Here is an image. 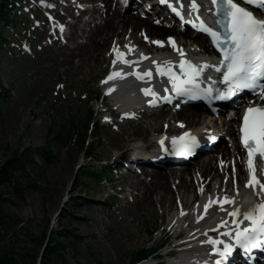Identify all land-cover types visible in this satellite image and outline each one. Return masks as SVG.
<instances>
[{
  "label": "rangeland",
  "instance_id": "rangeland-1",
  "mask_svg": "<svg viewBox=\"0 0 264 264\" xmlns=\"http://www.w3.org/2000/svg\"><path fill=\"white\" fill-rule=\"evenodd\" d=\"M115 7L116 2L113 9ZM15 8L18 9L17 4ZM20 14L17 12L15 22L7 30L0 24V34L3 32L7 41V44L0 42V169L13 150L28 148L36 151L47 147L49 152L47 161L43 162L38 154L34 158L35 163H27L16 174L23 184L19 191L0 181V255L9 253L15 261H20L19 254H27L35 257L37 264H130L139 250L156 243L159 234L153 239L150 237V241L143 246L148 234L151 236L153 231L159 232L173 211L148 209L143 212L140 207L133 208L130 213L139 215V233L121 223V219L128 214L126 208L133 197L127 191L125 193L128 190L125 181L130 173L136 171L132 169L121 177L123 165L129 163L131 154L123 155L127 160L123 165L119 164L120 171L113 173L109 167L117 161L112 153L119 157L122 148H128L134 142L124 136L132 123L121 127L119 132L115 127L106 130L102 127L106 120L97 116L101 108L109 106L105 103H111L105 98L101 106L104 94L99 86V81L109 70L111 46L105 50L107 61L103 70L82 77L68 66L67 69L55 66L52 55L58 47L52 43L42 50L43 44L53 39L48 36V28H36L35 23ZM59 16L66 24L74 25L75 19L66 20L62 14ZM84 18V21L87 20V17ZM80 25L79 30L69 28L70 33L77 31L74 40L68 42L70 47L80 41L81 26H86L83 23ZM94 25L87 24L86 27L94 29ZM143 33L144 30L140 31L138 37ZM142 37H139V45L147 49L149 46L142 41ZM24 42L31 45L33 54L21 53L17 49ZM65 42L57 41L60 47ZM90 112L93 113L92 118ZM89 124L102 128L100 138L92 141L86 128ZM60 132H64L65 143L48 145V141ZM82 138L88 141L85 148L81 144ZM230 144H227L228 147ZM92 147L95 149L93 160L84 158V153ZM219 147L207 157L214 156ZM199 161L186 167L195 166ZM93 172L98 178L88 179ZM102 175L104 178L100 179ZM109 177L114 185L107 182ZM118 190H123L121 192L126 200ZM117 191L120 196L106 198ZM88 198L99 201L102 206L93 209L83 207ZM98 208L103 209L101 215L97 213ZM82 217L86 220L82 221ZM101 218L105 227L99 226ZM131 219L125 218L127 222ZM91 233H94V238ZM161 234L165 237L161 243H172L170 233L165 231ZM48 242L60 244L57 254L44 255L42 245Z\"/></svg>",
  "mask_w": 264,
  "mask_h": 264
},
{
  "label": "bare ground",
  "instance_id": "bare-ground-1",
  "mask_svg": "<svg viewBox=\"0 0 264 264\" xmlns=\"http://www.w3.org/2000/svg\"><path fill=\"white\" fill-rule=\"evenodd\" d=\"M70 1L71 0H59L61 6L64 4V2L68 3L65 12L70 18H73V20L75 19L74 25L70 24L69 22L65 24L66 32L69 31V28L77 29L80 23L81 25L83 23V25L86 26L87 24L90 25L95 23L94 27H96H93L94 29H92L80 25L81 34L78 37L80 41L74 43L73 47H70L68 42L74 40L76 37L75 35H77V31L73 33L69 32L68 35L64 36L63 42H66L62 47L58 46L57 43V41L62 40L60 38L54 39L52 43L58 47L56 52H54L52 55V58L56 62L55 66L60 65L64 68L68 66L67 68H70L72 71L78 75H81L82 77L86 74L94 73L95 71L101 72L104 68L103 64H105L107 61L105 50L107 47L111 46V60L109 65L110 70L114 53L117 55L118 53L129 55L130 53H134L137 47H141L139 45V37L143 35H140L139 37L138 35L140 31L143 30V34L150 40H153V42L148 44L147 40L142 39L143 37L141 38L142 41L149 46L146 49L147 51H151V49L156 48L163 54L164 52H167L171 56H175L171 53V48L169 45V38L175 37L176 42L179 44V48H182L183 52L187 53L189 57H199L196 49L190 48L191 46H187L188 40H194L191 31H187V34L183 35L182 33H176L174 30L168 28L167 23L159 24L149 17H141L138 13V10L144 5L141 1L136 2V0H132V5L124 11L119 10V0H77L79 5L75 3L74 8ZM174 1L178 2L179 4L182 2L184 7L189 6L190 4V0ZM115 2L116 7L113 9V4ZM198 3L201 5V7H205L208 4V0H198ZM81 4H91V6H88L86 9H84ZM75 7L82 8L81 12L77 13V15L73 13L76 9ZM78 11H80V9H78ZM124 14L127 15L124 16ZM84 16L87 17V20L85 21ZM57 17L60 18L59 15ZM170 23L171 22H169V24ZM154 41H162L163 45H165V48L159 49V45L156 47V43H154ZM196 43L200 46H203L205 49H208L209 47L202 38ZM114 48L116 51H114ZM139 53H142V51L140 50ZM152 53L153 52H151V54ZM143 54L144 55L142 57L148 58V65L143 70H141V72L137 69H133V71L130 70V73L134 74L135 71L136 73L139 72L143 74L151 71V67L155 65V58H149L148 54ZM130 58L135 62L138 61L137 55L133 54L130 56ZM47 59L51 60L50 58ZM204 61L207 62L206 60ZM165 62H170L171 65L173 64L171 58L165 59ZM208 64L211 65L210 63ZM208 68L209 67L205 68L204 72ZM114 72L125 73L123 71L112 69L109 74L107 73L108 75L106 74L107 78ZM125 77L126 75L123 76V78L116 77L113 80L103 78V80L99 82V86L100 88L105 87L107 91L109 88H113L111 93H113V99L115 102L121 106H130L135 102L134 89L128 87ZM133 77L138 80L136 75ZM147 78L148 76H145V81H139L142 86H145L144 88H147V86L150 85L149 80H146ZM105 107L108 109L110 108V106ZM239 108V105L233 104L232 108L228 109V114H223V116L218 118V125L209 122L208 126L210 128L217 129V131L220 133L222 131L225 132V137L222 141L223 145L222 143L218 145V147H220L214 156H205L204 158L200 159L198 164L192 167H181L184 165H179L180 167L176 166L177 168L163 167L160 169H153L151 171H149L147 168H144L141 173H138L137 171L134 174L130 173L128 175V180L125 181V187L128 188V190H125V193L128 192L131 196H133V200L130 206L126 208V211L128 212L126 217H132V219L130 222H127V220H125L126 217L122 218L121 223H126L128 228L134 229L136 233H139V215H133L130 212L133 208L140 207L141 211L143 212H147L148 209H167L169 212L173 211L170 212L171 214L169 218L167 221H165L167 223H164L163 228L160 229V233L167 231L171 234V238L173 239L172 242L178 241L179 238H183L190 231H194L199 227L206 229L204 223L206 222L205 219L208 214V209L206 213L204 206L206 204L212 205V200L205 199L201 203H197L201 198H203L201 196L205 194L206 191L210 192L215 190L218 185H220V190L223 186L230 188L232 181L237 182L241 185V187L244 186L246 172L242 161H239L241 149L237 140L236 126L238 124V117L240 114ZM114 114L115 110L112 111V115ZM159 121H163L162 125ZM112 122L113 120L107 119V124H112ZM120 123L121 127L132 123L131 127H128V129L125 131L124 136L131 138L134 141L129 146L130 148H122V155L119 156L121 157L126 154H131L127 161L130 163L129 169H126L125 167L123 168L125 174L126 172H131L132 169L134 170L136 165L137 167L144 165V162L138 158V156H136L139 154L140 148L144 145H146L147 148L154 147L157 139H163L164 133L177 134L185 133L186 131L191 130H195V132L198 133L205 127V122L202 121V114L197 110L195 111L194 109H186L176 112L170 109L155 114H148L146 111L142 110L141 112H135L133 119H128V121L123 120V122ZM165 124H169L168 129H164ZM137 138L142 140L140 141V139ZM228 139L231 141L229 147L227 145ZM121 140H123V138ZM117 144H119V142ZM214 151L215 149L211 152L213 153ZM112 157L115 159L117 158V160L119 158L116 153H112ZM116 162L117 161L113 163L114 166L116 165ZM255 170L258 169L255 168ZM260 173L261 172H259L258 175H260ZM236 188L237 187L233 188L232 193H228L227 190L223 193H219L220 190L218 192V194H229V197H235V204L227 203V208L221 209V212L229 219V221H233V219H235L228 214L233 211L234 207H240L241 211H244L253 206H238L241 200L239 199V194L236 192ZM121 191L123 192V190H119L120 194L122 193ZM121 196L122 198L124 197L123 193ZM193 197L194 201L191 200ZM221 200H223V198H221ZM98 206H100L99 201H96L93 198H88L83 204V207L92 209ZM173 206L175 207L172 208ZM101 210L103 209H97V213L99 215L102 213ZM186 210L190 212L187 216L183 213ZM106 216L111 218V216L108 214H106ZM85 220V217H82V221ZM99 223L101 224L99 225L100 227H105V222L102 220V218ZM94 224L96 225V223ZM91 234L94 238V233ZM85 236L87 239L88 236ZM150 237L151 236L148 234V239L145 240L146 243L143 244V246H145L150 241ZM170 250L171 249H168L163 254L167 256ZM191 259L198 260L200 257H193Z\"/></svg>",
  "mask_w": 264,
  "mask_h": 264
},
{
  "label": "snow or ice",
  "instance_id": "snow-or-ice-1",
  "mask_svg": "<svg viewBox=\"0 0 264 264\" xmlns=\"http://www.w3.org/2000/svg\"><path fill=\"white\" fill-rule=\"evenodd\" d=\"M164 3H169V0H162ZM211 4L215 6V11L219 16L218 24L220 30H214L212 27L204 24L201 21L202 29L209 33L222 53V59L217 64L209 65L205 62L202 65L194 64L191 61H182L180 64L182 74L178 75L172 71L171 63L165 62V66L157 64V71L160 75H166L172 83V91L180 96H209L213 93V88H201L200 77L207 67H212L216 71H223V81L227 85L222 92L216 90L217 97L229 99L235 96L238 92L244 89L256 90L259 89L261 98L264 99V19L254 15L247 7L242 4H255L258 8L264 9V0H211ZM184 4L180 3V8ZM189 7L193 12H199L201 5L198 0H190ZM173 10L181 14L179 9L173 5ZM159 23V21H157ZM147 39V37H145ZM173 48H176L174 39L169 38ZM223 41V44L221 43ZM154 43L163 46L162 41H154ZM114 51L116 49L114 48ZM181 56L184 55L180 51ZM123 53H118V57H123ZM124 63H129L127 59ZM115 63V61H114ZM154 63H156L154 61ZM131 73L114 72L108 76V80H113L116 77L123 78ZM138 79H144L145 76L150 77L151 71L146 73H135ZM211 79V77H208ZM109 92L113 88L108 89ZM145 95L157 97L158 93L149 88L142 89ZM168 97H162L167 99ZM149 103H154L150 100ZM243 123L240 128L241 143L248 152V169L249 179L245 183V188L251 187L255 194L261 195L264 193V181H261L255 175L254 156L259 154L264 157V106L247 107L243 115ZM183 126V125H181ZM215 139V137H209ZM160 143L163 145L164 141ZM199 141L195 136L185 132L182 136L173 137V150L177 154H192L193 149L198 145ZM259 186L260 191L256 192V187ZM239 194V188H236ZM216 203L235 204V197L225 196L223 200L217 198ZM210 205H205V212ZM235 219L232 223L236 225L235 231H228L225 235L232 237L236 245L245 251H251L255 248L264 246V198L260 202L251 206L247 210L241 211L240 207H234L233 211L228 213ZM248 223L241 227L244 222ZM226 226V221H221ZM213 245V252L217 253L221 259L216 261V264H223L229 254L233 250V245L218 239H209L207 241ZM223 244V247H215Z\"/></svg>",
  "mask_w": 264,
  "mask_h": 264
},
{
  "label": "trees",
  "instance_id": "trees-1",
  "mask_svg": "<svg viewBox=\"0 0 264 264\" xmlns=\"http://www.w3.org/2000/svg\"><path fill=\"white\" fill-rule=\"evenodd\" d=\"M13 0H0V24H8L10 23V18L8 16V12L10 11L11 5ZM2 37L0 35V42H2ZM92 115V113L90 114ZM98 133L97 131L94 135ZM53 140L48 141V145H51L54 142L58 143H65L66 138L64 136V132H60L56 138H52ZM82 147L85 146V138L81 139ZM48 148L41 147L36 151L28 149V148H21L20 150H13L9 153L6 161L4 162L3 166L0 169V181L3 183L8 184L10 188L15 191H19L23 184L18 180L16 174L20 172L27 163H35V156L40 154L42 161H47L48 155ZM90 157L94 155V148L87 151ZM96 178V174H91L88 176V179L92 180ZM54 244L48 242L42 245L44 255L53 256L58 253L60 249V244L53 242ZM20 261H15L14 257L9 253H4L0 255V264H37V260L35 257H31L27 254H19ZM148 254L145 252H137L134 256V259L131 261L132 263L139 262L142 260H147ZM41 264V263H39Z\"/></svg>",
  "mask_w": 264,
  "mask_h": 264
}]
</instances>
